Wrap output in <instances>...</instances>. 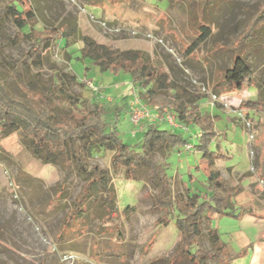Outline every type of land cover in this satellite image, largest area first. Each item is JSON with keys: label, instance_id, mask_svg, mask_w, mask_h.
Returning <instances> with one entry per match:
<instances>
[{"label": "rangeland", "instance_id": "rangeland-1", "mask_svg": "<svg viewBox=\"0 0 264 264\" xmlns=\"http://www.w3.org/2000/svg\"><path fill=\"white\" fill-rule=\"evenodd\" d=\"M29 1L37 12L38 28L76 22L82 34L112 49L146 51L171 82L199 99L202 111L216 116L217 136L211 148L222 158L216 160L215 168L222 179L243 187L232 200L234 213L251 211L239 217L211 215L210 226L225 245L223 257L228 258L222 264H264V184L253 165L255 156L264 153V115L246 112L241 106L242 101L264 98V53L259 47L246 57L251 73L240 81V91L218 94L226 71L234 65L229 46L262 0H216L208 6L206 0ZM5 3L0 0V5ZM203 24L209 25L210 33L201 42L197 40ZM14 33L10 21L0 23V43L4 44L0 62L6 70L14 68L31 45L29 41L13 43ZM81 47V42L67 46L62 40L53 42L42 67L28 73L26 88L45 93L53 74L76 76L78 84L67 83L69 92L87 98L90 107L93 102L104 103L105 119L109 125L116 121L119 138L137 144L142 132L130 122V106L138 89H128L126 75L100 72L90 60H80ZM9 90L23 97L18 88ZM177 125L164 122L161 128L181 135L193 146L197 129ZM110 156L98 151L88 165L111 174L116 213L101 217L95 203L66 228L83 186L76 170L64 180L61 165L43 163L17 133L1 139L0 264H148L154 260L153 264H168L164 259L173 255L179 236L173 221L167 227L157 223L163 213L152 209L156 187L150 169L140 166L138 180L128 179L124 169L113 172ZM150 159L169 163L171 196L188 188L205 191L202 171L197 169L199 157L191 149L165 154L156 150ZM198 247L214 252L205 225ZM207 264L220 262L209 259Z\"/></svg>", "mask_w": 264, "mask_h": 264}, {"label": "trees", "instance_id": "trees-1", "mask_svg": "<svg viewBox=\"0 0 264 264\" xmlns=\"http://www.w3.org/2000/svg\"><path fill=\"white\" fill-rule=\"evenodd\" d=\"M215 1L206 0L205 6ZM257 6L255 14L229 46L234 65L226 71L223 90L218 94L240 91V81L251 73L247 55L254 47L264 53V0ZM4 20L10 21L15 28L13 43L29 41L31 45L14 68L6 70L0 62V140L17 133L32 155L45 164L61 165L64 180L72 176L73 169L76 170L83 186L73 201L66 228L95 203L102 212L101 217L110 218L116 213L111 174L96 165H88V160L96 152L107 151L111 154L113 172L124 169L128 179L138 180L140 166L150 169V179L156 187L152 209L163 213L157 223L167 227L173 221L179 236L173 255L164 261L168 264H207L209 259H217L220 264L226 262L228 258L223 257L225 245L210 226L211 215L239 217L251 211L244 209L237 215L234 213L232 200L242 193L243 187L241 184L233 186L222 179L215 168L216 160L222 158L219 151L211 148L217 136L216 116L202 111L199 99L171 82L165 70L146 51L112 49L82 34L76 22L38 28L37 12L29 0H6L0 5V23ZM209 33V25L203 24L197 41H205ZM61 40L66 46L81 42L79 59L90 60L100 72L126 75L131 85L138 89L140 102L148 108H156L160 118L169 114L187 130L189 126L196 128L195 144L192 146L181 135L161 128L164 123L161 119L146 120L139 125L142 138L137 144L124 143L118 136L116 121L113 120L111 125L106 121L104 103L93 102L90 107L87 98L69 92L67 83L78 84L76 76L53 74L45 93L27 89L25 85L30 70L41 68L51 44ZM3 48L4 44L0 43V57ZM9 87L18 88L23 97L12 94ZM241 106L246 112L256 111L264 115V98L242 101ZM187 145L198 154L197 169L202 171L205 191L188 188L185 193L171 196L167 174L169 163H154L150 156L156 150L165 154L180 151ZM253 165L257 179L264 184V153L255 156ZM204 225L208 227L214 252L198 247Z\"/></svg>", "mask_w": 264, "mask_h": 264}, {"label": "built area", "instance_id": "built-area-1", "mask_svg": "<svg viewBox=\"0 0 264 264\" xmlns=\"http://www.w3.org/2000/svg\"><path fill=\"white\" fill-rule=\"evenodd\" d=\"M159 114L156 110V108H148L144 106L140 100L135 97L131 101V106H130V122L134 127H138L141 122L146 121V120H154L158 119ZM161 120H164L167 124H169L172 127H177L178 125L176 122L172 119L170 115H165ZM182 129L187 130L183 126H179ZM192 149L191 145L186 146V150Z\"/></svg>", "mask_w": 264, "mask_h": 264}, {"label": "crops", "instance_id": "crops-1", "mask_svg": "<svg viewBox=\"0 0 264 264\" xmlns=\"http://www.w3.org/2000/svg\"><path fill=\"white\" fill-rule=\"evenodd\" d=\"M125 82H127V81H125ZM127 86L129 87L128 89H132V85H131V83L129 81L127 83Z\"/></svg>", "mask_w": 264, "mask_h": 264}]
</instances>
